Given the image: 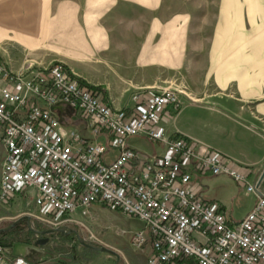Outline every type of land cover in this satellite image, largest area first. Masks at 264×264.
Wrapping results in <instances>:
<instances>
[{"label":"built area","instance_id":"1","mask_svg":"<svg viewBox=\"0 0 264 264\" xmlns=\"http://www.w3.org/2000/svg\"><path fill=\"white\" fill-rule=\"evenodd\" d=\"M134 100V109L115 108L59 62L15 71L0 59V201L26 197L39 218L58 223L114 210L140 222L129 243L146 264H264L261 177L183 135H165L158 120L169 113L159 111L179 108L174 91ZM139 135L165 152L133 149L128 139ZM214 176L255 198L241 219L203 197ZM7 253L0 244V264H31Z\"/></svg>","mask_w":264,"mask_h":264},{"label":"crops","instance_id":"2","mask_svg":"<svg viewBox=\"0 0 264 264\" xmlns=\"http://www.w3.org/2000/svg\"><path fill=\"white\" fill-rule=\"evenodd\" d=\"M7 1L0 3V11ZM174 1L53 0L52 34L79 39L84 50L72 58V68L78 77L99 87L115 108L134 109L135 95L143 99L157 87L177 91L180 108L159 111L160 115L169 113L158 120L162 132L178 133L199 147L217 151L259 175L264 186V47L238 45V34L218 25L210 29L200 25L199 0ZM5 18L0 14V21ZM256 59L261 70L253 68ZM239 61L252 68L239 70ZM83 68L85 73L80 71ZM136 137L149 141L142 135L132 136L128 144L133 149L165 152L163 145L151 141V151L134 145L130 141ZM0 149L1 159V143ZM14 199L24 200L21 196ZM27 210L22 208V215L10 221L22 217L19 225L26 228L10 231V222L0 226L8 230L0 232V242L31 245L23 256L31 264H82L73 262L74 256L69 262L59 260L72 251L60 239L73 235L70 228L47 233L49 228L34 220L35 211ZM28 219L35 223L32 231L25 224ZM33 233L41 236L42 242L30 239ZM7 256H14L9 248Z\"/></svg>","mask_w":264,"mask_h":264},{"label":"rangeland","instance_id":"3","mask_svg":"<svg viewBox=\"0 0 264 264\" xmlns=\"http://www.w3.org/2000/svg\"><path fill=\"white\" fill-rule=\"evenodd\" d=\"M6 1L0 0V3ZM7 2H9L8 5H4L0 11V14L6 15L5 22L0 21V59L2 61L15 71L22 67H46L53 62H59L74 75L78 83L81 79L87 86L96 87L88 83L85 78L78 77L76 70L72 68V58L78 56L77 52L84 50L79 39L56 38L52 34L50 20L53 17V0H8ZM179 3L180 0L174 1V4ZM199 9L201 14L199 24L204 25L206 29L218 25L221 30L238 34V45L264 47V0H199ZM238 56L246 55L238 54ZM256 56L257 54H254V57ZM80 61H82L80 64L84 65L85 61ZM257 62L256 59L253 68L261 70L262 64ZM237 68L241 70L252 67L239 61ZM80 71L85 73L84 68ZM86 85L82 86L87 87ZM157 89L172 90L178 97V92L170 87H157L151 90ZM130 142L146 151H151V143L144 138H131ZM1 147L0 170L3 157L2 143ZM205 183L203 197L215 200L216 204H222L235 220L241 219L254 203L253 195L244 192L240 189V185L228 177L209 178ZM200 188V184L194 186L195 191ZM22 198L24 199L22 202L14 198L5 204L0 201V212L3 215L0 217V226L9 224L10 221L22 215L19 214L22 208H28L27 211L32 208L35 211L33 212L34 220L43 227L49 228L47 230L56 231L62 228L75 230L85 244L115 251L118 254L116 264H145L146 253L133 249L129 243L130 231L133 227L140 225L137 220H127L114 210L101 208L97 211L94 220L58 223L56 220L39 218L38 208L31 204L28 198L23 196ZM31 214L32 212L29 216ZM20 219L22 217L10 222V227ZM25 224L28 229L34 230L32 227L35 223H30L28 219ZM19 227L26 228L25 225H18L16 229ZM60 239L64 245H70L72 249L69 255L59 259L61 261L69 262L71 256H74L73 262L82 264H114L116 261L115 256L111 254L85 247L74 234Z\"/></svg>","mask_w":264,"mask_h":264},{"label":"water","instance_id":"4","mask_svg":"<svg viewBox=\"0 0 264 264\" xmlns=\"http://www.w3.org/2000/svg\"><path fill=\"white\" fill-rule=\"evenodd\" d=\"M29 229H30V231H32L31 228H29ZM1 231L2 232H6L8 230L7 229H0V232ZM54 231L55 230H47L45 232H47V233H53ZM71 232L75 235V237L78 239V241L80 243H82L83 245H86V246L91 247V248H93L95 250H99V251H102V252H105V253H108V254H111V255L115 256L116 261H115L114 264L117 263L118 254L115 251H113V250H111L109 248H106V247H96V246L87 245V244H85L83 242V240L81 239V237L77 234V232L75 230H71ZM0 244L2 246L6 247V248L11 249V253L14 256H22V257L25 255L26 250L32 247L31 245H29V244H27L25 242H21V241H16V242L9 241L7 243L0 242Z\"/></svg>","mask_w":264,"mask_h":264},{"label":"flooded vegetation","instance_id":"5","mask_svg":"<svg viewBox=\"0 0 264 264\" xmlns=\"http://www.w3.org/2000/svg\"><path fill=\"white\" fill-rule=\"evenodd\" d=\"M21 221H22V219H20L14 226H11V227L9 226L10 227V230H12V231L16 230V226H18ZM29 238L32 239L33 241H39V242H42V240H43L41 238V236L34 235V233L31 234V236Z\"/></svg>","mask_w":264,"mask_h":264},{"label":"trees","instance_id":"6","mask_svg":"<svg viewBox=\"0 0 264 264\" xmlns=\"http://www.w3.org/2000/svg\"><path fill=\"white\" fill-rule=\"evenodd\" d=\"M79 83H80V85H86V84H84L83 80H81V79H79ZM87 87L93 91H96V92L99 91V89H100L99 87H89V86H87ZM10 231H12V230H10Z\"/></svg>","mask_w":264,"mask_h":264}]
</instances>
